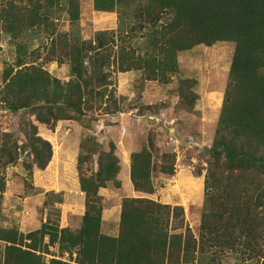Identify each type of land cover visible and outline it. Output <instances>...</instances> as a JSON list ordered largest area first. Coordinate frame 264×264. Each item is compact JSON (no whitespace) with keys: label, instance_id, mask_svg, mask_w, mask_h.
<instances>
[{"label":"trees","instance_id":"trees-1","mask_svg":"<svg viewBox=\"0 0 264 264\" xmlns=\"http://www.w3.org/2000/svg\"><path fill=\"white\" fill-rule=\"evenodd\" d=\"M2 3V2H1ZM98 10L117 12V27L101 30L81 40L62 33L52 37L46 58L69 67L62 83L34 61L19 59L15 72L4 69L7 92L1 101L11 111L32 108L35 119L53 129L58 120H84L90 112L118 109L113 74L140 71L145 80L166 82L176 72V54L195 45L219 41L234 43L227 82L214 137L208 150L204 175V201L199 232L195 236L180 205L164 204L144 196L123 197L118 233L101 231L102 196L98 193L116 179L120 170L115 145L97 152V169L79 173L84 195L80 226L59 227L47 217L26 234L14 228L0 229L5 243L0 264H182L210 258L215 262L227 252L264 264V0H93ZM51 0L14 1L0 5V22L6 32L18 36L40 26L50 12ZM44 10V11H42ZM43 12V13H41ZM68 13L78 18L77 3L68 1ZM131 22V23H130ZM130 23V24H129ZM142 33L146 50L136 53L129 41ZM20 58V57H19ZM196 98L192 96L191 102ZM28 142L33 168L44 169L52 157L49 141L30 126ZM0 166L18 159L7 133H0ZM82 146V143H80ZM152 140L129 156V178L134 192L151 194V172L157 168ZM160 173L173 175L174 154L161 153ZM82 159H77L80 170ZM252 172V173H249ZM5 181L0 175V200ZM46 192L43 206H58L62 196ZM48 237V243H43ZM49 244L74 252L73 262L41 260Z\"/></svg>","mask_w":264,"mask_h":264},{"label":"rangeland","instance_id":"rangeland-1","mask_svg":"<svg viewBox=\"0 0 264 264\" xmlns=\"http://www.w3.org/2000/svg\"><path fill=\"white\" fill-rule=\"evenodd\" d=\"M6 1L11 0H0V5ZM12 1L23 6L28 0ZM68 1L51 0L47 19L40 26L24 29L18 36L6 32L0 22V133L9 135L18 152L14 164L0 166V175L5 181L0 200V229L14 228L26 234L38 229L47 217L51 222L58 221L59 227L78 229L79 215L84 208V195L75 186L78 175L95 172L98 150H107L109 143H113L119 158L120 173L116 179L120 187L109 182L100 189L102 233L117 235L123 197L144 196L164 204L182 206L185 221L197 236L204 201V175L210 161L208 150L222 105L234 43L198 44L177 52V70L168 74L166 82L145 80L140 71L114 73L117 110L112 113L90 111L82 121L58 120L50 129L35 119L32 108L14 112L1 101L7 92L3 72L10 67L15 72L20 68L16 65L22 58L24 62L34 61L50 76L66 83L70 78L68 65L46 58L51 38L66 33L88 40L97 31L116 29L115 10H98L93 0H74L78 18L73 20L68 13ZM129 43L136 53L146 50V38L140 31ZM193 95L196 98L191 102ZM31 125L36 126L37 135L50 142L52 157L44 169L33 168L29 175L25 163L32 158L27 146ZM149 140L154 143L153 159L157 168L151 172L154 192L143 194L132 191L125 171H129L130 154L148 145ZM2 142L1 136L0 144ZM163 152L174 154L173 175L158 170L163 162L160 156ZM79 154L82 159L80 170L77 169ZM46 192L58 193L53 199L62 196V202L56 208L44 207ZM43 243H48L47 236ZM4 246L0 240V263ZM41 251L43 261L56 258L73 262L75 257L74 252L59 249L57 244H49ZM182 264H255V260L227 252L215 262L208 257Z\"/></svg>","mask_w":264,"mask_h":264},{"label":"crops","instance_id":"crops-1","mask_svg":"<svg viewBox=\"0 0 264 264\" xmlns=\"http://www.w3.org/2000/svg\"><path fill=\"white\" fill-rule=\"evenodd\" d=\"M120 171V170H119ZM120 173V172H119ZM118 173V174H119ZM125 173H127V179L129 178V171H125ZM117 174V175H118ZM76 187H78L79 188V183H77L76 185H75ZM100 189H102V188H100ZM100 189H99V191H98V193L100 194ZM79 191H80V189H79ZM132 191H133V188H132ZM80 193H82L81 191H80ZM83 194V193H82ZM130 197V196H129ZM83 211H84V208L82 209V211H81V213H80V215H79V217H80V219H81V216H82V214H83ZM66 224V223H65Z\"/></svg>","mask_w":264,"mask_h":264}]
</instances>
